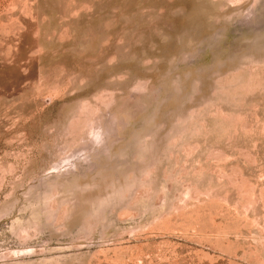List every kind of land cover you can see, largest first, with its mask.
<instances>
[{
  "label": "rangeland",
  "instance_id": "obj_1",
  "mask_svg": "<svg viewBox=\"0 0 264 264\" xmlns=\"http://www.w3.org/2000/svg\"><path fill=\"white\" fill-rule=\"evenodd\" d=\"M0 264H264V0H0Z\"/></svg>",
  "mask_w": 264,
  "mask_h": 264
}]
</instances>
